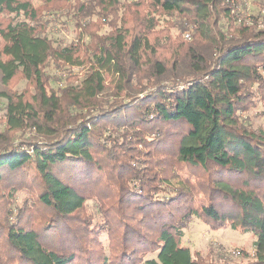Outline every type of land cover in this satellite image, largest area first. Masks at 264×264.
I'll return each instance as SVG.
<instances>
[{"label":"trees","instance_id":"16d2710c","mask_svg":"<svg viewBox=\"0 0 264 264\" xmlns=\"http://www.w3.org/2000/svg\"><path fill=\"white\" fill-rule=\"evenodd\" d=\"M43 1L55 12L0 0V85L33 86L0 88V264H264V129L243 118L264 106L262 10L248 21L243 0ZM59 13L68 44L48 34ZM53 64L89 67L55 87ZM194 218L252 232L253 255L192 251Z\"/></svg>","mask_w":264,"mask_h":264},{"label":"rangeland","instance_id":"374dc122","mask_svg":"<svg viewBox=\"0 0 264 264\" xmlns=\"http://www.w3.org/2000/svg\"><path fill=\"white\" fill-rule=\"evenodd\" d=\"M246 3V7L243 5L237 6V11L241 12L244 19L248 21H252L254 16L252 14L257 15V11H261L264 15V8L259 7L262 6L263 0H243ZM34 5L41 9L43 13L55 12L56 5L52 3L46 4L43 0H33ZM255 5V6H254ZM53 9H51L52 7ZM257 6V7H256ZM61 13H64L62 9ZM255 12V13H254ZM52 22L48 30V34L53 39H59L62 43L68 44L74 40L75 34L73 32V26L71 21L69 20L68 15L60 14L52 17ZM226 22L225 20H221ZM104 26V25H103ZM105 30L108 29L107 25L104 26ZM259 27L264 28L263 18L260 19ZM237 26H232L231 31L235 32ZM109 31V29H108ZM193 33V32H192ZM163 35V34H161ZM172 35V36H171ZM189 35V36H187ZM170 36L174 39V36L185 37L187 41H192L191 31L179 32L176 28L173 27L170 31ZM184 38V39H185ZM199 42V40L196 39ZM159 58L161 57H169L168 53H166L163 49H161L157 55ZM55 67V65H50L48 67V72L52 74V77L55 78L52 82V85L57 87V85H65L68 81L78 82L86 73V69L89 67L88 64L81 66H73V67ZM59 76H62L63 80L59 79ZM57 83V84H56ZM134 83V82H133ZM136 84V83H134ZM32 84L28 83L24 80L21 75L17 76L10 84L6 86L0 85V88L6 89L9 92H21L25 89H32ZM123 94L118 95L119 100H123ZM6 106L7 100L6 98H0V132L5 128V116H6ZM243 118L246 122L250 123V125L254 128H263L264 129V106L262 104L254 107L248 112H244ZM25 134L22 132H10L11 137H14L16 140L25 139L26 136L32 135L29 129H26ZM25 195V194H24ZM254 241L255 235L252 232H245L241 230L232 229L230 226L222 227L218 229H213L210 225H208L201 218H194L189 226L186 229V235L184 237V242L187 244L192 251L200 250L203 254H206L208 251H213L216 253L218 248H221V252L227 254V257H232L235 261L240 262L244 261L243 256L235 255L234 253L237 250L244 249L251 255L254 253ZM212 250H210V248ZM223 247V248H222Z\"/></svg>","mask_w":264,"mask_h":264},{"label":"built area","instance_id":"2783aa9c","mask_svg":"<svg viewBox=\"0 0 264 264\" xmlns=\"http://www.w3.org/2000/svg\"><path fill=\"white\" fill-rule=\"evenodd\" d=\"M187 36H189V35H187Z\"/></svg>","mask_w":264,"mask_h":264}]
</instances>
